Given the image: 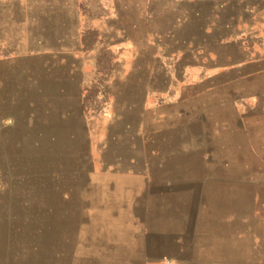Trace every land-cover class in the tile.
<instances>
[{"label": "rangeland", "instance_id": "1", "mask_svg": "<svg viewBox=\"0 0 264 264\" xmlns=\"http://www.w3.org/2000/svg\"><path fill=\"white\" fill-rule=\"evenodd\" d=\"M258 202L264 0H0V264H264Z\"/></svg>", "mask_w": 264, "mask_h": 264}, {"label": "crops", "instance_id": "2", "mask_svg": "<svg viewBox=\"0 0 264 264\" xmlns=\"http://www.w3.org/2000/svg\"><path fill=\"white\" fill-rule=\"evenodd\" d=\"M249 12V14H248V18H249V20H250V23H249V25H253L254 24V22H256L257 20H259L258 18H260L259 17V14L257 15V12L256 11H248ZM250 41H252L251 40V37L249 36V37H244V39H243V43L244 44H246V43H248V42H250Z\"/></svg>", "mask_w": 264, "mask_h": 264}, {"label": "water", "instance_id": "3", "mask_svg": "<svg viewBox=\"0 0 264 264\" xmlns=\"http://www.w3.org/2000/svg\"><path fill=\"white\" fill-rule=\"evenodd\" d=\"M14 0H9V2H12ZM264 206L262 205V202H258V208L256 209L257 218L260 220V224L262 225V228L264 230Z\"/></svg>", "mask_w": 264, "mask_h": 264}]
</instances>
